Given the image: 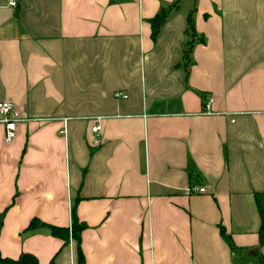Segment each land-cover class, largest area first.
<instances>
[{
	"label": "crops",
	"instance_id": "crops-1",
	"mask_svg": "<svg viewBox=\"0 0 264 264\" xmlns=\"http://www.w3.org/2000/svg\"><path fill=\"white\" fill-rule=\"evenodd\" d=\"M15 1L0 0V101L20 118L9 143L0 118L1 259L79 264L75 207L84 264H264L249 251L264 245V0Z\"/></svg>",
	"mask_w": 264,
	"mask_h": 264
},
{
	"label": "trees",
	"instance_id": "trees-1",
	"mask_svg": "<svg viewBox=\"0 0 264 264\" xmlns=\"http://www.w3.org/2000/svg\"><path fill=\"white\" fill-rule=\"evenodd\" d=\"M167 9L168 8L160 9L159 13L156 14L153 18H151L150 26L152 27V34L151 35L153 37H155L157 35L158 31L161 28V25L164 23V21L166 19V15L168 13ZM192 14H193V11L190 12L186 18V24L188 25L187 28H188L189 32L191 33V37H190L191 39H190V42H188V44L186 45V47L182 53L183 59L185 60V62H190L189 52L191 50V47H192V44L194 41V40H192V38H193V36H195L194 26L192 25ZM187 75H188V70L186 69L185 70V80L187 78ZM259 213H261V223H260V229H259L258 237H259V242H261V244H264V205H260ZM71 219H72L71 234H73V236L75 237V239L77 241L78 263L84 264L82 252H81V248H80V232L85 228V226H84V224L79 223V220L76 218L75 207H73L71 209ZM36 224L37 223L35 221H32L30 226H35ZM50 231H51V234H53L55 236L56 235L60 236L62 239H65V241H66V237L68 235L66 230L51 227ZM223 235H224V232H223ZM228 243H229V241H228ZM0 262H5L6 264H36V259L32 255L28 254V255L21 256L18 260L13 261V262L12 261H4L0 257ZM50 264H52V263H50Z\"/></svg>",
	"mask_w": 264,
	"mask_h": 264
},
{
	"label": "built area",
	"instance_id": "built-area-1",
	"mask_svg": "<svg viewBox=\"0 0 264 264\" xmlns=\"http://www.w3.org/2000/svg\"><path fill=\"white\" fill-rule=\"evenodd\" d=\"M9 6L15 7L17 5V2L15 0H8ZM115 97H121L122 99H125L127 95L122 94L121 92H116ZM211 103V98L208 97V100L205 104L204 111L208 112L209 104ZM0 118L3 122V128H4V141L5 143H9L11 140H13L17 133V123L20 120L19 113L15 109V104H13L11 101H0ZM99 129V125L96 122L91 128L90 131L93 134L97 133V130ZM62 134H65V128L63 127L62 130L59 131ZM98 139H94L91 142V145H97ZM185 194H193V193H205L206 188L204 186H195L193 184L186 187L184 190Z\"/></svg>",
	"mask_w": 264,
	"mask_h": 264
},
{
	"label": "water",
	"instance_id": "water-1",
	"mask_svg": "<svg viewBox=\"0 0 264 264\" xmlns=\"http://www.w3.org/2000/svg\"><path fill=\"white\" fill-rule=\"evenodd\" d=\"M251 253L254 254H260L264 258V245H262L260 248H254L252 250H249Z\"/></svg>",
	"mask_w": 264,
	"mask_h": 264
}]
</instances>
